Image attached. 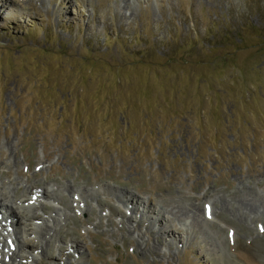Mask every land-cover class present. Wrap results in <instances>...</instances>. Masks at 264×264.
<instances>
[{
	"label": "rangeland",
	"instance_id": "rangeland-1",
	"mask_svg": "<svg viewBox=\"0 0 264 264\" xmlns=\"http://www.w3.org/2000/svg\"><path fill=\"white\" fill-rule=\"evenodd\" d=\"M27 186L56 196L7 228L22 264H264V0H0V189Z\"/></svg>",
	"mask_w": 264,
	"mask_h": 264
},
{
	"label": "bare ground",
	"instance_id": "bare-ground-1",
	"mask_svg": "<svg viewBox=\"0 0 264 264\" xmlns=\"http://www.w3.org/2000/svg\"><path fill=\"white\" fill-rule=\"evenodd\" d=\"M61 178V177H60ZM53 181V180H52ZM50 185V184H49ZM41 186V185H40ZM44 187V186H43ZM36 188L37 187H24V189H23V192L25 193V192H28L29 194H28V196H26L27 198L25 199V201L24 202H26V204L24 203V202H22L21 201V198H23L24 197V195H22V196H18V198H15L14 196V198L16 199H13V198H10L8 195H7V193H5V192H3L2 190V188L0 189V198H1V202H0V222H1V234H0V254H1V259H0V262L1 263H5V264H22V262H20L21 261V259H23V257L22 256H19V251H16L15 249H13V250H11L10 249V245H12V244H14V242H13V238H12V235L10 234V233H8V231H7V228L8 227H11L13 230H14V233H16V230H17V225L19 224V223H21V219H28V220H30V219H33V220H37V219H39L40 218V216L39 215H37V212H33V213H31V214H29V213H25L24 215L21 213L22 211H26V210H29V212H30V210L32 209V208H34V206H36V205H38L39 207H41L42 209H54L52 206H49V205H46V204H44V203H41V201H40V198H47V197H43V194L45 195V196H48L49 198H51V196L53 197L54 196V194L52 193V192H50V191H48V190H46L45 188H43V190H41L42 191V193L40 192V191H38V190H36ZM16 191H18L19 189L17 188V187H15L14 188ZM38 189V188H37ZM40 190V189H39ZM20 191V190H19ZM15 194V193H14ZM94 194V193H93ZM92 194V195H93ZM88 195H89V193H88ZM56 196V195H55ZM54 196V197H55ZM88 197H90V195L88 196ZM25 198V197H24ZM55 199V198H54ZM59 199V198H58ZM120 199V198H119ZM59 200H62V199H59ZM121 200V199H120ZM130 201H132V200H130ZM129 200H128V202H130ZM81 202H83V200L81 201ZM104 202V201H103ZM20 203H22V204H20ZM77 205H79V208H80V201H77ZM108 205V204H107ZM106 204H105V206H107ZM112 208V207H111ZM56 209V208H55ZM81 210H82V208H80ZM3 210V211H2ZM35 210V209H34ZM89 209H87V206L85 205V209H84V211L85 212H87ZM91 210V209H90ZM133 210H135L134 211V213L135 212H137V211H139V209L138 208H135V207H133L132 208V210L131 211H133ZM32 211V210H31ZM35 211H37V209L35 210ZM56 211V210H55ZM80 211V210H79ZM117 211V210H116ZM120 212V211H119ZM118 212V213H119ZM142 214H141V216H140V220H138L137 222H136V225H139V226H141L142 224H141V222H147V220L149 219V217H145L144 216V212L142 211L141 212ZM122 216H124L125 214H124V212H121L120 213ZM6 216V217H5ZM14 217H16V218H18V220L17 219H15ZM45 217V216H44ZM126 218H127V220H128V222L129 221H131V220H133L132 219V217L131 216H125ZM8 218H12V219H14L15 221H14V223H11L10 221H8L7 219ZM48 219V218H47ZM51 219V218H50ZM150 219H151V217H150ZM41 220V219H40ZM46 220V219H45ZM45 220H42L41 221V223L40 224H37L35 227H36V229H34V232L35 233H37L38 235H41V233H42V230H46V232H45V234L46 235H49L50 233V231H52V229L53 228H51V225L49 226V225H47L46 224V222L47 221H45ZM49 220V219H48ZM52 220H55V219H52ZM140 221V222H139ZM152 221H154V222H159V219H154V220H152ZM3 222L5 223V224H3ZM58 222V221H57ZM56 223V222H55ZM45 225V226H44ZM43 226L45 227V228H43ZM25 228H23L22 230H24ZM129 229H133L134 230V226L131 224V225H129ZM147 229V228H146ZM31 230V229H30ZM4 232H6V237H4ZM24 232V231H23ZM169 232H171V230H169V229H164V230H161V231H157V232H155V236H156V238L158 239V240H156L157 242H160L161 243V239H162V237H161V234L162 233H166V235L168 236V234H169ZM189 232V231H188ZM25 233V232H24ZM44 233V232H43ZM14 235V238L16 239V243L17 244H19V241L17 240V236L15 235V234H13ZM45 235V236H46ZM171 235L173 236V234L171 233ZM42 236V238L43 239H45V240H41L42 242H41V244H39V243H37V244H33V246H32V248H36V249H39L40 251H44V250H46V248H49V247H51L52 246V243H53V239H52V237H54L53 236V234H50L49 236H47V237H43V235H41ZM18 241V242H17ZM163 241V240H162ZM143 239L140 241L139 240V247H140V245H142L143 244ZM163 243V242H162ZM25 245V244H24ZM23 245V243H22V245H20L19 244V248H21V250L20 251H24L25 250V246ZM59 250V252H64V249H62V248H59L58 249ZM30 257V258H29ZM29 257H27V260H30V262H33L34 260H35V258H36V260H37V257H35V256H33V255H31V253H30V255H29ZM30 264V263H29Z\"/></svg>",
	"mask_w": 264,
	"mask_h": 264
},
{
	"label": "snow or ice",
	"instance_id": "snow-or-ice-1",
	"mask_svg": "<svg viewBox=\"0 0 264 264\" xmlns=\"http://www.w3.org/2000/svg\"><path fill=\"white\" fill-rule=\"evenodd\" d=\"M209 218H211V211L209 209ZM262 231H264V229H262Z\"/></svg>",
	"mask_w": 264,
	"mask_h": 264
}]
</instances>
